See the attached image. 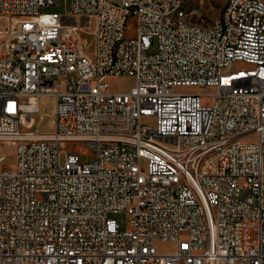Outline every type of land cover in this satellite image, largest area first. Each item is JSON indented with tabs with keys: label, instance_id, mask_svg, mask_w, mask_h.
Returning <instances> with one entry per match:
<instances>
[{
	"label": "built area",
	"instance_id": "1",
	"mask_svg": "<svg viewBox=\"0 0 264 264\" xmlns=\"http://www.w3.org/2000/svg\"><path fill=\"white\" fill-rule=\"evenodd\" d=\"M69 2L0 0V264H264V0L209 27L181 26V0Z\"/></svg>",
	"mask_w": 264,
	"mask_h": 264
},
{
	"label": "rangeland",
	"instance_id": "2",
	"mask_svg": "<svg viewBox=\"0 0 264 264\" xmlns=\"http://www.w3.org/2000/svg\"><path fill=\"white\" fill-rule=\"evenodd\" d=\"M182 7L186 13V20L192 24H196L201 27H209L216 19L219 18L226 0H181ZM70 11L69 0H58V4L54 6H46L41 8V12H57L63 15H67ZM11 24V20L0 18V28H4ZM86 31L83 34V39L87 45V50L90 51L91 46V31L94 23H86ZM137 23L133 16H130L126 22L125 37L127 39H134L136 37ZM244 63H237L233 66L234 69L247 68ZM134 83L132 77H108L106 84L109 86V90L112 93H125L131 90ZM176 91H184V89H177ZM39 112L32 115L31 130L39 132H50L53 121L54 101L52 98H41L38 101ZM250 139L249 141H251ZM65 151L77 154L81 163H87L92 159V154L88 146L81 142L66 143ZM1 153L7 158L6 165L9 168H14L16 163V148L11 145H4L1 148ZM63 159V157H62ZM146 164L143 162L141 170H145ZM120 219H124L123 216ZM174 248V244L171 242L157 244V250L159 252L171 251Z\"/></svg>",
	"mask_w": 264,
	"mask_h": 264
},
{
	"label": "bare ground",
	"instance_id": "3",
	"mask_svg": "<svg viewBox=\"0 0 264 264\" xmlns=\"http://www.w3.org/2000/svg\"><path fill=\"white\" fill-rule=\"evenodd\" d=\"M180 25L183 27H193V24L188 22L186 18H180ZM224 32H233V25H224ZM30 101L32 103V106L34 107H36V105L38 104L34 100H30ZM26 122L28 123L29 126L32 124L28 119Z\"/></svg>",
	"mask_w": 264,
	"mask_h": 264
}]
</instances>
